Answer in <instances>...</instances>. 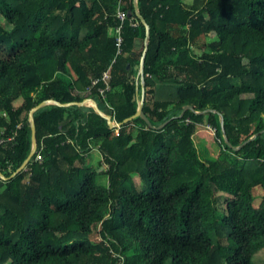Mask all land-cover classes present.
<instances>
[{
	"label": "trees",
	"instance_id": "16d2710c",
	"mask_svg": "<svg viewBox=\"0 0 264 264\" xmlns=\"http://www.w3.org/2000/svg\"><path fill=\"white\" fill-rule=\"evenodd\" d=\"M138 7L152 125L135 0H0V264H264V0Z\"/></svg>",
	"mask_w": 264,
	"mask_h": 264
},
{
	"label": "water",
	"instance_id": "95a60500",
	"mask_svg": "<svg viewBox=\"0 0 264 264\" xmlns=\"http://www.w3.org/2000/svg\"><path fill=\"white\" fill-rule=\"evenodd\" d=\"M135 11H136V14H137L138 18L143 22V24L146 27V37H145V40H144V51H143V54H142V57H141L140 70H139V75H140L141 81H142V97H141L140 104L138 106L137 112L133 116L127 118L125 121H129V120H131V119H133L135 117L141 116L143 119H145L148 122V124L152 125L151 121L149 120V118L147 117V115L144 112L145 94H146V90H145L146 82H145V78H144V67H145V59H146V55H147V51H148V47H149V39H150V33H151V26L147 22V20L145 19V17L142 15V13L140 12V9L138 7V0H135ZM138 42H140V40H138ZM50 103H57V102L54 101V100L44 101V102L40 103L39 105H37L36 107H34L31 110V112H30V120H31V125H32V130H33V135H32L33 146H32V150H31L29 156L27 157V159L25 160V162L19 168L18 171L24 169L26 167V165L30 161H34L35 160L33 158V156H34V154H35V152L37 150L38 142H37V137H36V125H35V120H34V113L39 108H41V107H43V106H45L47 104H50ZM88 103H91L98 112H100L101 114H103L108 119V122H109L110 126L113 127V126H121L122 125V123H120V122L114 123L113 118H112V115L111 114H106L103 111H101L98 108V106L96 105L95 102H93V101H91L89 99H86L83 102H81V104H88ZM63 105H66V104H63ZM187 109L194 110V106L193 105H186L184 111L180 115L182 116L184 114L185 110H187ZM197 112L200 113V111H197ZM221 123H222V125H224V116L222 114H221ZM164 125L165 124H162L159 127L161 128ZM225 137H226V135H225ZM254 137L255 136H253L252 138H254ZM247 142L248 141H245L242 145L238 146L237 148L242 147Z\"/></svg>",
	"mask_w": 264,
	"mask_h": 264
},
{
	"label": "rangeland",
	"instance_id": "374dc122",
	"mask_svg": "<svg viewBox=\"0 0 264 264\" xmlns=\"http://www.w3.org/2000/svg\"><path fill=\"white\" fill-rule=\"evenodd\" d=\"M3 18L0 16V19ZM89 106H93L91 103ZM114 123H117L116 120H113ZM195 141L197 148L199 150L200 156L203 159H214L219 155V150L221 148V143L219 138L215 135V129L208 127L206 124H200L198 126L197 132L195 134ZM226 156L229 158L232 157L231 152H227ZM102 161V155L100 154L99 150L96 148L94 149L89 156L87 157V162L89 165L92 166H99L100 162ZM101 180L103 182L107 181L106 177H102ZM93 240H98V235L95 234L92 236Z\"/></svg>",
	"mask_w": 264,
	"mask_h": 264
},
{
	"label": "built area",
	"instance_id": "2783aa9c",
	"mask_svg": "<svg viewBox=\"0 0 264 264\" xmlns=\"http://www.w3.org/2000/svg\"><path fill=\"white\" fill-rule=\"evenodd\" d=\"M127 13L122 9L121 4L119 5V9H118V17L120 18V20L122 21L118 26H116L115 28V33H116V37H117V45H118V54H120L122 52V43H123V35H122V28H123V21L126 19ZM116 59L113 60V62ZM110 79H111V73H110V69H108L107 71L104 72L102 79L105 83V86H101L99 87V92L102 95L103 98H107V92L111 89V84H110ZM99 79H94L93 80V84L98 83ZM111 107V105H109ZM210 128H212V126L209 125ZM215 129V128H214ZM13 138V137H12ZM4 139H1L0 142H3ZM42 154L39 153L37 155V159L42 160Z\"/></svg>",
	"mask_w": 264,
	"mask_h": 264
},
{
	"label": "crops",
	"instance_id": "0c3cea01",
	"mask_svg": "<svg viewBox=\"0 0 264 264\" xmlns=\"http://www.w3.org/2000/svg\"><path fill=\"white\" fill-rule=\"evenodd\" d=\"M87 105H90V104H87Z\"/></svg>",
	"mask_w": 264,
	"mask_h": 264
}]
</instances>
